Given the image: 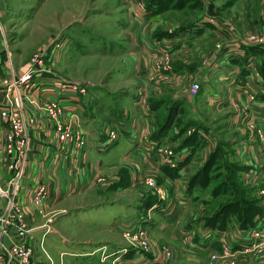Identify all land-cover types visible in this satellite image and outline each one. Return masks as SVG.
I'll use <instances>...</instances> for the list:
<instances>
[{
	"label": "rangeland",
	"instance_id": "374dc122",
	"mask_svg": "<svg viewBox=\"0 0 264 264\" xmlns=\"http://www.w3.org/2000/svg\"><path fill=\"white\" fill-rule=\"evenodd\" d=\"M42 1L17 0L16 2L17 8H22L21 4H25V8L16 11L11 28L22 37L11 36L9 41L11 49L7 56L9 61L13 62L14 59L16 66L21 68L19 71L11 70L7 78H2L5 82V88L2 90L5 100L11 99L13 102V97L15 99L19 97L16 110H22L23 112H21L26 117H30L27 125L28 131L31 133V150H33L34 129H37L38 124L40 126L44 124L48 127V133L42 140L49 139V142L53 144L49 145L50 149L56 146L53 155L50 154L47 161L45 157V163L54 167L53 164L58 162L59 165L62 164L63 169L66 167L68 158L73 167L69 168L70 173L65 175L69 180L66 184H64L65 176L61 173L60 168H55L54 171L46 174L48 178L44 183H47L49 187L50 199L46 200L43 210L41 207L37 208L39 214L42 212L45 214L43 224L38 226L41 227L38 232L39 242H35L32 237L33 228L36 227L32 224L34 222L29 223L27 220L31 231L27 235H22L13 218L8 219L5 211L0 213V224L3 225L7 222L14 224L19 241L7 242L2 238L3 242L8 247L13 245L31 247L32 264H102L98 260L99 252L106 255V251L112 249L107 245L120 242L126 244L120 248L124 254L130 251L151 252L153 250L159 259H163L164 264H173V248L170 244L162 242H160L161 245H156L154 243L156 238L145 228H149L148 224L143 225L144 227L133 225L120 231L121 235L87 226L86 220L83 221L84 224L70 222L61 224L64 216L60 217V215L67 212L66 208L69 210L72 208L68 218L73 219L78 211L73 209H76L77 206L99 209L111 201L117 200L118 203L133 201L140 195L145 197L151 194L153 199L156 198L162 203L166 200L170 202L172 200L170 195L172 181L170 178H166L163 172L155 170L137 172V183V181H130L131 175H134L136 170L138 171L136 163L131 160L128 162L126 160L119 161L117 166L112 169L103 168V166L100 168L94 164L93 159L89 156V151H87L89 143H94L89 138L84 123L88 120L92 122V126L97 124L95 128L99 132L101 146L109 149L123 133L121 125L123 120L125 125L135 127L134 120L129 119L127 113L124 115L126 110L129 111L127 107H130L133 94L138 98L146 97L150 108L157 112L161 111V117L166 118V106L161 107L160 104H157L159 108L156 109L152 106L151 101L170 98L171 102L173 90L181 92L187 89L186 93L189 97L195 99V111L192 110V113L204 124L194 120L197 124L191 125L179 138L182 140L193 132H199L205 141L204 147L199 151L205 149L209 152L213 151L221 140L226 145L224 151L228 152L231 160L248 166L242 173L244 188L248 192L247 197L257 200L259 206L256 224L241 232L244 242L241 240L236 242L231 235L226 238L231 240V247L236 251L233 254L229 253L222 249V245L220 251L210 253L206 264H264V151L260 135L261 126L252 118L251 113L243 111L244 106H249L251 103L249 95L255 97V102L260 100L250 85L252 81H248L247 76L250 75L253 79L260 76L264 80L259 71L260 62L264 59V41H260L264 35V0H199L201 3L198 6L195 5V0H161L164 2V11L159 14L150 13L152 11L148 7L150 0H136L139 8L148 14L145 20H149V17H155V15L160 17L150 23L151 32L154 33L152 42L155 55L149 56L152 59L151 75L143 74V76L146 75L143 78L146 83L157 87L158 90H164L166 93L150 99L142 88L138 89L139 82L142 84L141 77L135 71L132 73L130 65H128L129 62L135 64V58L131 55L133 51L131 48L126 51L118 49L121 40L108 37H117V30L113 26L104 24L114 15L112 10H120L124 0H44V5H42ZM125 14L115 15L113 18H116L118 22H123ZM135 14L136 12L133 13V15ZM78 18H82L83 22H77ZM197 23L207 26L213 32V38L216 40L199 45L200 39H198L196 47L189 49V46H185L186 50L174 52L177 46L172 44V39L176 32L179 29H190L193 24ZM148 45H152L151 41ZM12 46L16 49V53H13ZM208 53H210V57L220 53V57L223 56L226 59L234 57V54H242L238 55L237 61L241 69L236 74L234 83L229 81L223 85L221 82L215 81L212 84L216 93L221 94L224 98L222 110L219 109V111L207 107L206 95L200 84L201 80L196 78L197 74L193 70L197 65H203V62L199 61L200 54ZM186 64L187 68L184 67ZM24 68H26L25 71L21 73L20 70ZM207 69L213 71L214 65L208 66ZM149 70L150 68L148 72ZM37 74H51V83H59L57 80L60 77L62 87L74 94L73 96L77 100V102L75 100V105L69 104V99L65 98L63 99L65 101L52 98L40 102L38 100L40 95L35 94L36 90L29 82ZM32 83L35 85L36 81H32ZM196 84L200 86L197 91L193 92L192 88ZM53 88L51 90L57 89ZM11 90L13 91L12 97H10ZM25 95L29 98L24 97ZM21 97L24 98L21 100ZM30 98H35L38 101ZM49 101L52 102V105H59L61 112L49 111L51 105ZM5 105L2 104V107L5 108ZM218 106L216 105L217 109ZM229 114L238 118L236 127H229ZM205 124H209L211 127ZM7 127L9 128L8 124ZM60 127H65L66 130L73 132L76 137H80L77 142L82 141L83 143L78 145L74 140H61L57 136ZM163 138L169 137L166 135ZM246 138L251 140L253 147L251 153H248L250 143ZM35 141L40 142V139L35 137ZM122 143L125 144V140H122ZM159 148H167L176 152L168 141L167 143L161 142ZM95 149L97 152H93L94 158L101 153L98 151L99 148L95 147ZM161 152L169 156L168 153ZM32 155L33 151L26 161L22 174H26ZM64 157L66 159L63 160ZM80 157L81 160L78 162ZM212 171L210 170L208 173L212 178L208 187L211 189L220 184L222 194L217 196L216 199L220 201H217L218 205L214 208L199 202L198 207L193 210L194 215L200 214L199 219L204 223L207 221L206 217L209 213L217 212L223 205L238 203L240 197L238 194L237 196L234 194L231 179L226 181L218 169ZM223 171H225L224 167ZM56 185L60 189L57 190ZM63 186H66V189L71 192L74 191L73 187L77 186L80 191L73 198L68 197V199L62 200L63 203L61 202V205L54 208L57 193L63 191ZM5 199L8 203V198ZM53 226L54 229L59 228V233L62 232L67 238L64 239L54 232ZM50 230L51 232H48ZM179 236L184 241L186 240L185 234L180 233ZM157 239L159 240V238ZM184 243L189 249L190 244L187 241ZM102 245H106L109 249ZM154 246L159 247V250ZM91 249H97L98 255L86 257L69 255V251L72 254H77V252L82 253L91 251ZM213 254H217V258H212ZM117 260L118 258L114 264H119ZM6 261L18 264V261L13 257Z\"/></svg>",
	"mask_w": 264,
	"mask_h": 264
},
{
	"label": "crops",
	"instance_id": "0c3cea01",
	"mask_svg": "<svg viewBox=\"0 0 264 264\" xmlns=\"http://www.w3.org/2000/svg\"><path fill=\"white\" fill-rule=\"evenodd\" d=\"M16 2L17 0H0V62L2 64L0 67V109L2 108V104L7 105V100L4 99V91L2 90V88H5V82L3 79L9 76L11 70L16 69V71H19L21 68L16 66V61L14 59L13 62L11 60L9 61V57L7 56L8 51L11 49L9 44L11 36L15 35L16 37H22L21 35L14 32L11 28L12 21H14L16 16L14 15L16 14V11L25 8V4H21L22 8H17ZM44 3L45 2L43 0L42 5H44ZM136 5V0H124L120 10H112L114 15L110 17L104 24L107 26H113L117 30V37H108L110 39L121 40L120 44L118 45V49L126 51L131 48L133 51L131 55L135 58V64L129 62L128 65H130L129 67L131 68L132 73L135 71L141 77L142 84L139 82L140 86L138 89L142 88L144 92L148 94L150 99L166 93L164 90H158L157 87L146 83L145 79L143 78L146 75H151L150 71L152 70V59L149 58V56L155 55V48L152 42L154 33L152 34L151 32L150 23H152L153 20H156V18L158 20L160 17L155 15V17H149V20H145L147 19L146 17H148L147 12L140 9L138 5L137 8ZM135 12L136 16L133 15ZM123 13H126L123 17V22H118L116 18H113L115 15ZM150 13L154 12L151 11ZM76 21L83 22V19L78 18ZM180 30L181 29L176 32L172 39V44L177 46V49H174V52L186 50L185 46H189V49L196 47L195 44L197 43L198 39H200L198 43L199 45H204L216 40L213 38V32L207 26L201 23L193 24L190 29L185 28L181 31ZM150 41L152 43L151 46L148 45ZM125 46L126 49H124ZM12 50L13 53H16V49L13 48V46ZM220 55L221 54L218 53V55L210 57V53L204 55L200 54L199 61H201V63L203 62V65L199 64L193 68L197 74L196 78L201 80L200 84L203 86V93L206 95L207 107L216 111H219V109L222 110L221 106L224 103V98L221 94L216 93V90L212 87V84L215 81L221 82L223 85L229 81L234 83L235 76L238 71L240 72L241 69L237 61L239 58L238 55L242 54H234V57L232 56V58L228 59L223 56L220 57ZM146 60L149 61L147 62ZM14 62L15 64H13ZM210 65H214L213 71H211V69H207ZM184 67L187 68V64L186 66L184 65ZM149 68L150 70L148 72ZM25 69L26 68L21 69L20 72H24ZM143 74L146 75L143 76ZM247 77L248 81H252L250 85L260 99L255 103L253 117L260 126H264V80H262L260 76H258L256 79H253L250 77V75ZM33 81H36V84L33 85L32 81H30V85L35 88V94L40 95L38 97L40 102H44V100L52 98L65 101L63 100L65 98L66 100L69 99V104L75 105L76 99L73 96L74 94L68 92L62 87V84L60 83V77H58L57 80L59 83H51V74H37L34 75ZM53 87L57 89L51 90L54 89ZM186 92L187 89L181 92L176 90H173L172 92V102L177 105V114L175 118H182L184 121L197 120L198 122L203 123L200 118L193 115L192 110L195 111V99L189 97ZM12 93L13 92L11 91L10 94ZM24 97L29 98L27 95ZM24 97H21L20 99L22 100ZM71 97H73L74 100ZM30 99L38 101L35 98ZM130 103V107H127L129 111L126 110L124 115L127 113V117L134 120L135 127L132 125L131 127L125 125L123 120V122H121V125L123 126V135L121 134L120 139L116 143H113L109 149L101 146V138L98 136L99 132L95 128L97 124L92 126V122L88 120L84 123L89 138L94 143H89L87 148V151H89V156L93 159L94 164H97L100 168L103 166V168L107 169L115 168L119 161L126 160V162H128V160H131L135 162L138 171L133 167V169L136 170V173L131 175L130 181L132 182L137 181L138 183L137 172L142 173L144 170H155L161 173L163 172L166 178H170L172 181L170 189L172 200L170 202L166 200V202L162 203L156 200V198L153 199L152 195L150 194L145 197L140 195L133 201H120L119 203L117 200L111 201V203L109 202L105 205V207H101L99 209H95L93 207L85 208L86 206H77L76 209H73L78 210L73 219L68 218L72 208H70V210L66 208L67 212L60 215V217L64 216L60 223L62 224L64 222L67 224L70 222L81 224L86 220L87 226L95 227L96 229H103V231H106L107 233L113 232L117 234H121L120 231L126 230L133 225L143 226L148 224L149 228H145L149 230L156 238L154 242L156 245H161L160 242H162L170 244L173 248V264H206L209 260V255L211 252L221 250L220 238L226 235H231L236 242L240 240L244 242V240H242L243 234L241 232L246 231L245 229L239 228L235 225H229L225 230H220L207 225L204 226V222L199 219L200 214H193V210L198 207L201 199L195 200L194 196L188 193V180L192 173L198 169L199 165L208 158L212 151L209 152L205 149L202 151H194L192 146L187 145L180 147L181 139L179 137L171 138V136H173L171 133L179 132V129L176 125L172 127L169 134L167 135L169 138L152 140L151 134L154 129L158 127L162 120V118H160V112L150 108L146 97L138 98L135 94H133ZM216 105H219L218 109L216 108ZM229 115V127H236L238 124V118L232 114ZM205 125L211 127L209 124ZM39 126L40 125L38 124L37 129H34L33 132L34 143L33 155L30 161L31 163L27 168L26 174H24L20 180L21 185L15 196V203L18 205V208L25 211L28 222H34L32 224L36 226L33 228L34 234L32 233V237L34 238L35 242H39L38 232H40L41 227L39 228L38 226L43 224L45 214L44 212H42L43 215L39 214L37 212V208L32 203L31 194L33 188L39 179H41L40 181L43 182L47 181L48 176L46 174L50 173V171H54L55 168H60L62 170L61 173L64 176H67L70 173L69 168L73 167L71 161L68 158L66 159V157L63 158V160L66 159V167L63 169L62 164L59 165L58 162L54 164L52 163L54 167H51L49 164H47V162L45 163V157L47 161V157L50 154L53 155V152L55 151L54 148H56V146H54L53 149H50L49 145L52 143L49 142V139L44 141L42 140L43 137L47 135L46 133H48V127H46L44 124H41L40 128ZM7 133V124L0 117V176L2 178L3 184L6 187L11 181L14 173L12 169L14 154L8 152ZM170 134L171 136H169ZM35 137L39 138L40 142L35 141ZM122 140H125V144L122 143ZM246 140L250 143L248 153H251L253 152V147L251 146L250 142L251 140L250 138H246ZM167 141L172 144L176 151L175 156L172 158L174 161L172 162L169 156H166V154L158 149L161 142L167 143ZM95 147L97 149L99 148L98 151L101 153L94 158L93 152L96 151ZM80 160L81 157L78 159V162H80ZM66 176L64 177V184L69 181ZM73 188L74 191L71 192L66 189V186H63V191L57 193L53 207L55 208V206L61 205L63 203L62 200L68 199V197L73 198L75 195H77L80 191L78 189L79 187L75 186ZM56 189L58 190L60 188L56 185ZM68 193L71 194L69 195ZM204 197L207 198L208 196L204 194L202 200ZM6 203L7 202L5 198L0 199L1 214L5 211ZM41 209L43 210L44 206H42ZM46 209L48 208L46 207ZM36 222H38V224H36ZM4 228L5 224H0V236L1 232L4 231ZM53 230L54 232H57L60 237L64 239L67 238L62 232L59 233V228L54 229L53 226ZM5 232L6 233L3 235V239L5 241H19L14 230V224H8L6 226ZM48 232H51V230ZM180 233L185 234V241L190 244L189 249H187L186 244L184 243L185 241L182 238H179ZM157 238H159V240ZM125 245L126 244L124 242L107 245L111 246L112 251H106V255L96 251L97 249H91V251H84L82 253L77 252V254L75 253L76 255L69 251V255L74 257H86L98 255L99 252L98 260L102 264H114L117 258V262L119 264H164L163 259H159L153 250L151 252L130 251L124 254L120 248ZM107 246L102 245V247L109 249ZM155 248L159 250V247ZM234 251L236 250L233 248L232 254ZM104 257H106V259H104ZM6 260H8V257H6ZM6 260L4 264H16L15 262L9 263Z\"/></svg>",
	"mask_w": 264,
	"mask_h": 264
},
{
	"label": "trees",
	"instance_id": "16d2710c",
	"mask_svg": "<svg viewBox=\"0 0 264 264\" xmlns=\"http://www.w3.org/2000/svg\"><path fill=\"white\" fill-rule=\"evenodd\" d=\"M194 1V0H193ZM195 5H199L201 2L199 0L194 1ZM164 2L161 0H150L148 3V7L154 13H159L164 11L163 7ZM250 53V52H248ZM259 71L264 78V59L261 60L259 65ZM264 98V96H263ZM168 99V100H167ZM164 99L162 101H151L152 106L158 109V105L160 104L161 107L163 105L166 106L165 113L166 118H162L160 111V118H162L161 123L158 125L156 130L151 134L152 140H161L164 136L168 135L170 130L174 125H176L179 129L178 133H171L169 136L171 138L180 137L186 129H188L191 125L197 124L195 121H184L182 118H175L177 112L176 107L177 105L170 102V98ZM168 101L170 103H168ZM163 103V104H162ZM168 120V121H167ZM192 146L194 151H199L201 148L204 147L205 141L199 135V132H193V134L188 135L187 137L181 140L182 146ZM224 143L220 140L217 144V147L209 154L208 158L203 162L201 167L197 169V171L190 177L188 181V193L194 196L195 200H200L203 204H208L210 207L214 208L218 205L217 201H220L217 196H221L222 188L219 186H214L213 188L209 189V183H211V176L209 173L210 170L215 171V169L220 170L221 175L225 177L224 179H231L233 182L231 187L234 191V194L239 197L238 203H230L227 205H223L217 212L209 213L206 217L207 221L204 223V226H211L213 228H218L220 230H225L228 228L229 225H235L239 228L246 229L249 226H254L256 224L257 214L259 212V206L257 204V200L255 201L254 198L247 197L248 192L246 188H244V182L242 173L248 166H244L240 162H235L230 159V155L228 152L224 151ZM226 166V167H225ZM223 167L225 171H223ZM176 170V169H175ZM222 185V184H221ZM207 194V198H203V195ZM250 203H252L250 205Z\"/></svg>",
	"mask_w": 264,
	"mask_h": 264
},
{
	"label": "built area",
	"instance_id": "2783aa9c",
	"mask_svg": "<svg viewBox=\"0 0 264 264\" xmlns=\"http://www.w3.org/2000/svg\"><path fill=\"white\" fill-rule=\"evenodd\" d=\"M260 41H264V35L263 37L260 38ZM1 65L2 64L0 62V67ZM30 81H33V79L31 78ZM199 86L200 85L196 84V86L192 88V91L193 92L197 91ZM12 95L13 93L10 96L12 97ZM249 97L251 99V103L249 106L245 105L243 111L246 113H251L252 118L254 119L253 112L255 110V103H256L254 101L255 97L253 95H249ZM18 98L17 99L13 98V102H11V99H8L7 104L8 103L9 104L5 105V108L2 107L0 109L1 119L4 122H6L9 126L7 133L8 152L14 154L13 164H12V169L14 171V174L7 187L3 184L2 178L0 176V199L8 198V203L5 206V214L7 215V218L9 219L10 217H12L14 222L18 226L19 233H21L22 235H27L31 231V228L29 223L27 222L25 211L19 209L18 205H16L15 196L20 187V180L24 175L22 174L23 168L26 164V161H28L30 154L33 150H31L32 147L31 139H30L31 133H29L28 131L29 129L27 125V121L29 120L30 117H26L24 113H22L23 112L22 110H16L15 107H17V104L19 103ZM50 103L51 105L49 106V111L54 113L56 111L61 112V107L59 105L56 106L55 104L52 105V102ZM31 121H34V119H31ZM260 129H261L260 135L263 143L262 149L264 151V126H261ZM57 136L61 140H71V141L74 140L76 142L80 138L78 136L76 137L73 134V132L66 130L65 127L62 128L60 127ZM80 143L83 142L81 141ZM80 143L77 142L78 145H81ZM158 149L160 151H164L165 153H168L169 157L171 158V162L174 161L172 160V158L175 156V152H173L172 150H168L167 148L164 149L158 148ZM48 199H50V191L47 183L38 181L32 190V194H31L32 203L36 208H39L44 206L46 200ZM10 223L11 222H7L5 224L4 231L1 232V236H0V264H4L6 257L8 258L13 257L14 260L18 261V264H26L28 262H30L29 264H32L33 262L31 259L32 257L31 247L20 246V245H13L11 247H8L3 242L2 238L3 235L5 234L6 226ZM227 237L228 236L226 235L220 238L221 248L223 245L222 249L229 251V253H231L233 252V248L231 247L232 242L231 240L226 239ZM212 258L214 259L217 258V254H213Z\"/></svg>",
	"mask_w": 264,
	"mask_h": 264
}]
</instances>
